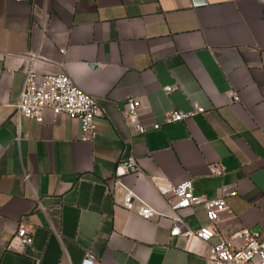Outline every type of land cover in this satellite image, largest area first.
<instances>
[{
    "label": "crops",
    "instance_id": "crops-1",
    "mask_svg": "<svg viewBox=\"0 0 264 264\" xmlns=\"http://www.w3.org/2000/svg\"><path fill=\"white\" fill-rule=\"evenodd\" d=\"M31 66L64 67L95 99L93 140L74 118L15 115ZM130 98L143 135L122 123ZM196 108L204 113L150 130L168 111ZM130 154L142 174L124 183L163 217L140 218L109 192ZM152 177L190 180L208 200L236 192L209 242L170 236ZM181 215L191 231L208 224L200 206ZM20 222L30 246L14 239ZM243 229L264 238V0H0V264H82L85 254L92 264H211L212 246Z\"/></svg>",
    "mask_w": 264,
    "mask_h": 264
},
{
    "label": "built area",
    "instance_id": "built-area-1",
    "mask_svg": "<svg viewBox=\"0 0 264 264\" xmlns=\"http://www.w3.org/2000/svg\"><path fill=\"white\" fill-rule=\"evenodd\" d=\"M19 2L21 0H15ZM64 55L65 51H61ZM166 93H171L169 87L163 88ZM232 103L238 102L235 92H230ZM49 110L54 117L61 115L77 119L84 140L91 141L96 135L94 118L97 114V103L89 94L82 91L71 80L64 67L55 72L36 73L32 66L25 71V79L18 103L15 105V115L18 118L42 122V112ZM142 104L139 99L130 98L126 101L125 109L121 112L124 127L130 135H143L149 129L139 120ZM203 108H196L189 112L171 110L163 115L160 123H154L150 130L157 131L163 125H170L185 121L197 114H203ZM209 174L220 177L223 169L219 164L208 166ZM142 170L132 154L120 161L116 167L114 183L109 187V192L114 196L116 191L121 192L119 206L125 211H135L143 219L154 216L163 217L145 201L138 197L123 181L126 176H139ZM31 175L23 174L22 181L30 183ZM151 182L157 193L168 200L172 222L170 236H183L187 241L201 243L209 242L215 236L216 224L224 213H230L226 198L235 195L234 190H223L215 199H205L193 193V185L190 180L179 184H171L162 178L152 177ZM203 208L208 224L196 231L187 228L181 212L192 207ZM33 230L30 226L20 222L15 232L14 239L22 247L32 243ZM208 260L211 264H264V238L260 232L243 229L231 234L228 238H220L218 244L209 250ZM89 254H85L82 264H92Z\"/></svg>",
    "mask_w": 264,
    "mask_h": 264
},
{
    "label": "water",
    "instance_id": "water-1",
    "mask_svg": "<svg viewBox=\"0 0 264 264\" xmlns=\"http://www.w3.org/2000/svg\"><path fill=\"white\" fill-rule=\"evenodd\" d=\"M193 2L200 4V3H203V0H193Z\"/></svg>",
    "mask_w": 264,
    "mask_h": 264
}]
</instances>
